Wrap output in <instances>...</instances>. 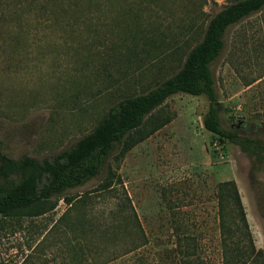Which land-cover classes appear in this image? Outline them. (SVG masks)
Listing matches in <instances>:
<instances>
[{
  "label": "rangeland",
  "instance_id": "1",
  "mask_svg": "<svg viewBox=\"0 0 264 264\" xmlns=\"http://www.w3.org/2000/svg\"><path fill=\"white\" fill-rule=\"evenodd\" d=\"M50 1L0 0V152L12 159H50L71 147L120 99L173 74L208 19L235 0H62L65 9ZM223 39L210 63L221 126L264 139V8L228 27ZM207 108L204 94L170 95L155 111L170 120L118 161L109 158L121 184L100 196L105 166L66 191L108 213L124 190L151 264H180L176 227L221 264L215 189L229 179L254 244L264 251V161L207 131ZM66 207L60 199L40 218L0 217V264L24 263L41 237L33 225ZM107 242L109 254L119 243Z\"/></svg>",
  "mask_w": 264,
  "mask_h": 264
},
{
  "label": "trees",
  "instance_id": "2",
  "mask_svg": "<svg viewBox=\"0 0 264 264\" xmlns=\"http://www.w3.org/2000/svg\"><path fill=\"white\" fill-rule=\"evenodd\" d=\"M50 2L60 8L65 6L62 0ZM263 8L264 0H235L221 8L208 19L201 38L190 47L173 74L146 92L120 99L91 131L52 158L12 159L0 152V217L33 220L53 211L60 199L67 206L57 218L33 225L41 237L25 262L151 264L144 258L147 237L124 190L108 213H97L93 206L87 205L88 198L68 195L66 191L96 177L105 166L106 177L97 188L100 196L105 191L109 194L113 183L121 184L119 174L108 164L109 158L113 155L118 161L170 120L155 111L172 94L206 95L208 108L202 119L203 127L220 141H231L264 161V139L221 126L219 112L223 107L216 97L210 70V63L223 50L226 29ZM215 196L221 264H264V251L254 244L234 180L218 182ZM174 232L180 264H214L202 255L187 229L176 227ZM106 238H112L111 244L119 243L109 254L103 252L109 241Z\"/></svg>",
  "mask_w": 264,
  "mask_h": 264
}]
</instances>
